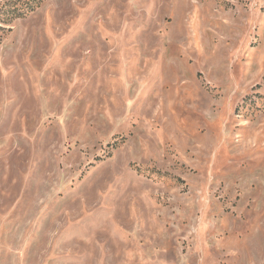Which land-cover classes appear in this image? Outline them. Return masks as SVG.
<instances>
[{
    "label": "rangeland",
    "instance_id": "obj_1",
    "mask_svg": "<svg viewBox=\"0 0 264 264\" xmlns=\"http://www.w3.org/2000/svg\"><path fill=\"white\" fill-rule=\"evenodd\" d=\"M20 2L0 264H264V0Z\"/></svg>",
    "mask_w": 264,
    "mask_h": 264
},
{
    "label": "trees",
    "instance_id": "obj_2",
    "mask_svg": "<svg viewBox=\"0 0 264 264\" xmlns=\"http://www.w3.org/2000/svg\"><path fill=\"white\" fill-rule=\"evenodd\" d=\"M20 0H4V4L2 5L1 8L5 7V6H9V8H12V11L15 10V6L17 4H21ZM16 12V11H15ZM21 14H19L20 16Z\"/></svg>",
    "mask_w": 264,
    "mask_h": 264
}]
</instances>
